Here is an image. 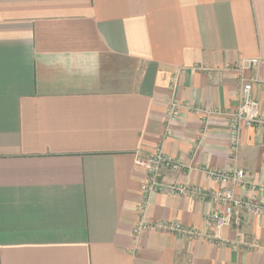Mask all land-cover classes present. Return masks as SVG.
Here are the masks:
<instances>
[{"label": "crops", "instance_id": "1", "mask_svg": "<svg viewBox=\"0 0 264 264\" xmlns=\"http://www.w3.org/2000/svg\"><path fill=\"white\" fill-rule=\"evenodd\" d=\"M254 76L264 0H0V264H264V214L241 210L216 241L133 234L135 155L157 146L183 163L161 181L209 191L207 171L240 168L235 194L264 205V124L236 147L230 127ZM213 209L153 192L143 215L206 232Z\"/></svg>", "mask_w": 264, "mask_h": 264}, {"label": "built area", "instance_id": "2", "mask_svg": "<svg viewBox=\"0 0 264 264\" xmlns=\"http://www.w3.org/2000/svg\"><path fill=\"white\" fill-rule=\"evenodd\" d=\"M248 67H255L261 63L260 57H253L245 60ZM253 85L264 87V80L256 76L249 80L242 79L238 92V105L231 119V131L233 137V147L237 146V134L239 128L264 124V117L259 112V103L252 94ZM177 103H172L169 109L170 117L178 116ZM135 164L143 168L146 172L144 182L140 186L141 197V217L133 227V234L139 235L146 229L163 230L167 232L184 235L189 238L204 237L209 241L219 239L218 231L224 227L238 228L241 220V210L252 214H264V205L252 196L239 197L235 194L234 186L245 184V171L234 169L231 171L209 170L207 174L210 178L220 183L214 190H203L200 187L188 185L183 182L165 183L160 180V173L167 171H180L183 163L180 159L168 155L162 147L157 146L148 153L136 152ZM230 183V185H229ZM256 188V187H255ZM264 191V186H258ZM164 193L168 195H179L196 199H207L214 205V209L204 216L207 228L206 232L185 227L178 222L157 221L148 222L144 217L143 209L151 193Z\"/></svg>", "mask_w": 264, "mask_h": 264}]
</instances>
